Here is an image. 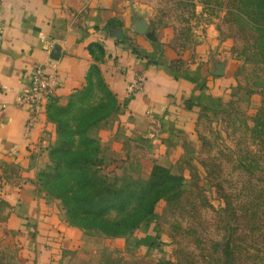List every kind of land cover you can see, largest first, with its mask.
Instances as JSON below:
<instances>
[{
	"label": "crops",
	"instance_id": "1",
	"mask_svg": "<svg viewBox=\"0 0 264 264\" xmlns=\"http://www.w3.org/2000/svg\"><path fill=\"white\" fill-rule=\"evenodd\" d=\"M171 35L154 28L133 0H0V239L14 244L23 263L66 264L90 236L63 218L37 182L55 126L45 111L26 128L30 108L18 102L32 69L43 63L57 70L55 99L63 105L102 59L117 101L97 132L102 171L147 177L158 164L175 173L193 149L199 108L232 85L234 61L213 36L178 53ZM95 43L101 59L90 52Z\"/></svg>",
	"mask_w": 264,
	"mask_h": 264
},
{
	"label": "rangeland",
	"instance_id": "2",
	"mask_svg": "<svg viewBox=\"0 0 264 264\" xmlns=\"http://www.w3.org/2000/svg\"><path fill=\"white\" fill-rule=\"evenodd\" d=\"M133 1L154 28L171 30L170 44L178 53L215 37L220 53L234 61L233 83L198 110L193 149L173 167L183 178L180 190L159 199L145 219L124 234L91 226L84 230L67 215L60 189L53 187L52 161L44 177L48 185L41 188L44 197L55 202L66 221L90 234L84 235L86 249L68 253L66 264H264V128L257 117L264 98L261 8L256 0ZM173 64L180 68L182 59ZM100 82L94 75L86 85L89 92L75 102L72 112L54 111L55 136L48 154L64 147L57 131L60 120H67L73 130L89 112L93 121L86 133L97 138L107 108L113 107L108 100L97 109L106 103ZM104 176L105 183L119 188H137L150 180L135 173ZM106 216L117 221L127 215L109 211ZM0 264H25L10 240L0 239Z\"/></svg>",
	"mask_w": 264,
	"mask_h": 264
},
{
	"label": "trees",
	"instance_id": "3",
	"mask_svg": "<svg viewBox=\"0 0 264 264\" xmlns=\"http://www.w3.org/2000/svg\"><path fill=\"white\" fill-rule=\"evenodd\" d=\"M256 3L261 8L259 13L264 17V0H256ZM89 49L95 55V58L102 57L103 48L101 44L95 43ZM101 62L102 59L99 63ZM99 63L91 64L86 74V84L75 90L78 94L75 95L74 91L70 93L63 105L58 104L56 99L49 102L46 113L50 120L54 121L56 119L53 114L57 109H62L65 113L73 111L76 105L75 102L81 101L82 98L86 97L85 92H89L86 85L93 81L94 75L100 78V85L106 98V103L97 109L102 110L106 107L108 100L112 102L113 107L107 108V111L110 109L106 115L107 117L116 108V97L108 88L101 74ZM257 117L261 119L259 124L264 128V98ZM60 121L62 124L60 123V126L57 127V131L59 136L63 138L64 147L60 146L48 154L49 163L38 172L37 182L40 188L48 185V182H45L44 179L46 170L51 169L50 164L52 161L55 162L52 175L55 176L56 186L53 187L60 189V196L66 205L67 215L80 224L83 227L82 229L86 230L90 226L100 227L106 233L124 234L138 226L146 215L152 211L153 206L159 199L166 197L175 190H180L182 176L172 173L167 167L158 164L151 168L148 175L150 180L143 186L119 188V186H115L116 184L105 183L104 175L107 173L102 171V158L99 153L98 139L88 136L86 133V129L93 121L90 113L87 112L78 122L76 121L73 130L68 128L67 120ZM66 133H68V136H65ZM58 153V159L54 160ZM47 175L51 176L49 172ZM121 175L132 176L126 173ZM105 194L116 197L107 198L104 197ZM109 211H114L118 215L125 213L127 216L119 219L120 221L110 220L106 216ZM67 221L74 226L70 220Z\"/></svg>",
	"mask_w": 264,
	"mask_h": 264
},
{
	"label": "built area",
	"instance_id": "4",
	"mask_svg": "<svg viewBox=\"0 0 264 264\" xmlns=\"http://www.w3.org/2000/svg\"><path fill=\"white\" fill-rule=\"evenodd\" d=\"M61 79L56 69L47 72L43 63H37L32 69L28 90L21 93L19 104L30 108L26 128L30 129L37 118L46 111L47 105L56 97L61 87Z\"/></svg>",
	"mask_w": 264,
	"mask_h": 264
}]
</instances>
